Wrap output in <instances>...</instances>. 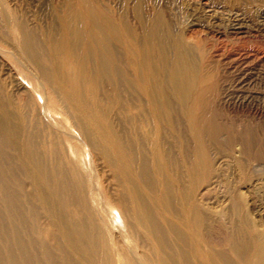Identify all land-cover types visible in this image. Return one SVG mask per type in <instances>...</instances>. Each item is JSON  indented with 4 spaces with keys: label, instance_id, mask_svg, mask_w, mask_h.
Listing matches in <instances>:
<instances>
[{
    "label": "bare ground",
    "instance_id": "1",
    "mask_svg": "<svg viewBox=\"0 0 264 264\" xmlns=\"http://www.w3.org/2000/svg\"><path fill=\"white\" fill-rule=\"evenodd\" d=\"M42 4L44 25L0 4V64L10 58L43 103L72 121L111 171L117 195L107 201L97 171L60 145L58 127L0 81V264H264V236L252 223L235 228L228 254L214 253L201 237L205 219L183 195L178 108L139 62L125 21L103 0ZM174 75L185 101L189 83ZM196 90L190 126L202 151L206 136L217 143L219 134L201 115L206 88ZM207 163L196 156L193 175ZM110 206L115 233L104 220L114 221Z\"/></svg>",
    "mask_w": 264,
    "mask_h": 264
},
{
    "label": "rangeland",
    "instance_id": "2",
    "mask_svg": "<svg viewBox=\"0 0 264 264\" xmlns=\"http://www.w3.org/2000/svg\"><path fill=\"white\" fill-rule=\"evenodd\" d=\"M43 1L0 0V4L24 21L44 25ZM103 3L125 21L140 52L139 62L144 61L157 74V82H164L169 102L178 108L185 140L183 195L186 207H197L205 219L201 237L214 253L228 254V241L234 237L235 228L243 231L241 221L252 223L255 235L264 236V0ZM6 58V66L0 64V81L5 88L17 100L30 101L37 113L55 124L60 145L65 143L70 155L97 171L96 184L107 201V194L116 198L111 171L91 151L87 140L50 101L43 103L44 98L26 74ZM123 68L128 69L124 64ZM176 72L189 83L185 101L172 83ZM198 87L206 88L207 93L201 115L210 119L212 131L219 134L217 143L210 138L212 134L206 136L202 151L193 138L189 112ZM164 127L166 135L174 139L176 133ZM196 156H203L208 163L194 176ZM107 209L114 221L106 216L104 220L115 233L116 209Z\"/></svg>",
    "mask_w": 264,
    "mask_h": 264
}]
</instances>
